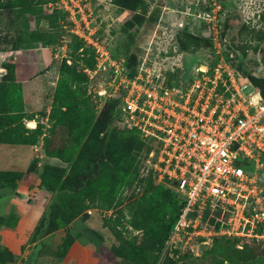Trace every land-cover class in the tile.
<instances>
[{
  "label": "rangeland",
  "instance_id": "obj_1",
  "mask_svg": "<svg viewBox=\"0 0 264 264\" xmlns=\"http://www.w3.org/2000/svg\"><path fill=\"white\" fill-rule=\"evenodd\" d=\"M135 1L138 7L134 11L114 3L113 0H81V3L87 4L90 9H86L85 12L93 13L92 24L112 46L114 54L118 57L125 55L133 63V72L143 74L151 72L155 76L180 82L195 76L200 66L207 65L213 68L218 63H223V67L229 71L239 70L244 78L262 80L264 88V67L260 68V57L263 63L264 60L262 52L255 49L258 44L264 48V32H253L254 28L264 31V0ZM36 4L33 8L35 16L20 8L0 10V80L10 74L9 65H14L13 75L22 85L25 93L24 118L18 119L15 130L23 142L0 140L1 158L5 160L3 163L5 168L0 166V169L23 172L32 169L37 179L33 185L36 189L31 187L33 190L28 196H24L17 206L27 209L38 208L43 210L44 215L46 209L53 205L49 210L52 224L64 226L66 216L62 209L64 210L66 204L72 205V201L77 203L75 189L81 181L88 182L97 177L102 178L101 182L106 188L110 186L105 164L107 161L102 162L101 157L111 134L121 125L122 120L113 108H109L110 101H106L105 97L101 96L100 91L104 86L101 84L108 83L107 79L110 75L104 73L94 86L88 83L87 94H85L87 103L83 101L80 107L95 115V122L101 130L103 139L102 147L92 156V159L85 156L88 158L87 162L80 172L78 170L74 172L78 173L75 180L64 182V177L54 196L52 192L42 188V174L48 165L61 166L66 170L65 173L69 174L72 164L66 161V158L72 155L77 145L76 141H72L61 150L64 157L56 155V150H53V155H49L45 150L46 138L55 124L52 110L55 105V91L62 63L68 58L80 69H84L87 66L90 67L94 57L91 51L83 52V47L80 50L77 49L80 38L73 32H77L80 26L81 29L85 27L81 14L72 16L63 7V0H37ZM45 13L54 20L53 25L48 18H41L38 21V18ZM34 27L48 31L46 33L50 43L49 47L43 51H36L37 43H30L32 44L30 46L28 42L21 40L24 32ZM214 32H224L228 46L234 50L240 48L242 54L234 57L231 51L219 52L214 47L209 48L207 44L214 38ZM191 34L200 37L202 44L197 48L185 49ZM84 47L87 45L84 44ZM30 49L34 52L32 55L27 52ZM228 75L226 71V76ZM63 110H66V107ZM38 123L42 125V133L38 142L35 143L36 132L29 126L35 125V128ZM68 123L71 124L67 121L66 126H71ZM10 131L11 128L4 129L3 136H0L9 137ZM59 136L60 134L57 138ZM66 140L63 139L62 142ZM58 141L55 142V147L60 149ZM135 153L141 158L146 157L145 150H134L133 154ZM77 155L78 152H75V158ZM95 155L98 156L95 158ZM143 172L141 176H145ZM141 176L135 177L130 186L125 185L120 189L117 197L120 201L118 207H113L109 211L99 209L94 213L96 223L93 230L103 233V235L92 233L103 244L101 251L98 252L99 264H103V258H105V264H138L116 253L115 249L120 245V241L105 225V219L119 218L120 226L128 238L134 239L135 236L141 235L140 231L129 224L132 200L155 185V183L151 184L150 177L142 179ZM155 182L157 183L156 180ZM38 187L45 191L42 194L47 197V200H43L41 194L38 195ZM18 194L16 189L9 187L5 189L0 186V224L11 226L17 222L19 213L13 199ZM85 195L87 196L88 193ZM68 199L69 202H67ZM79 200L82 204L88 203V196ZM103 228H106V231ZM33 232L28 233V238L20 246V252L15 253V263L22 260L21 264H24V260L32 253L41 250L40 247H35L31 240ZM105 232L108 236L104 235ZM4 236L0 234V241L4 239ZM10 237L14 240L20 239L17 235ZM62 241L60 235L49 237L43 252L47 251L54 255ZM242 243L240 246L233 239H217L213 244L201 245L200 255L190 251L175 259L176 262L169 264H264L263 244L251 241ZM6 248L8 247H0V252H3L2 255L7 258L8 252L3 251ZM163 260L164 256L161 257L159 264Z\"/></svg>",
  "mask_w": 264,
  "mask_h": 264
},
{
  "label": "built area",
  "instance_id": "obj_2",
  "mask_svg": "<svg viewBox=\"0 0 264 264\" xmlns=\"http://www.w3.org/2000/svg\"><path fill=\"white\" fill-rule=\"evenodd\" d=\"M63 1L72 16L82 15L85 27L73 33L96 54V68L84 70L91 79L99 71L110 74L101 96L116 100L117 110L150 145L143 173L152 171L158 184L184 198L163 256L200 255L201 245L219 238H238L240 246L243 241L264 244L262 88L223 63L200 66L180 82L135 73L127 56H116L92 24L87 4ZM221 34L212 38L219 52L227 51Z\"/></svg>",
  "mask_w": 264,
  "mask_h": 264
},
{
  "label": "trees",
  "instance_id": "obj_3",
  "mask_svg": "<svg viewBox=\"0 0 264 264\" xmlns=\"http://www.w3.org/2000/svg\"><path fill=\"white\" fill-rule=\"evenodd\" d=\"M114 3L130 10H136L138 4L135 0H113ZM37 0H0V10L4 8H20L30 12L35 16L33 8L36 7ZM44 13V12H43ZM48 18L51 25L54 20L46 13L38 18ZM38 23V22H37ZM48 31L40 30L38 27L30 28L24 32L21 40L33 43L36 41H42L45 44H49ZM253 32H264L263 29H253ZM224 41H227V36L222 32ZM189 42L185 46V49H191V47L197 48L202 44V39L193 34L189 35ZM264 38V37H263ZM82 39L77 43V49L80 50L83 47L84 51H91L93 53L94 61L90 64V68L95 69L97 60L96 54L93 48L87 46ZM227 44V42H226ZM209 48L213 47V39L207 44ZM235 48V47H234ZM257 51L262 52L264 60V48L258 44L255 46ZM82 51V50H81ZM227 51H231L236 55H241L240 48H231L227 44ZM261 59V57H260ZM70 59H66L61 66L60 76L57 81L55 91V105L53 107L55 124L50 129V135L46 138L45 150L49 155H53V150H56V155L64 157L61 150L68 146L72 141H76L77 145L74 148L72 155L66 158V161L72 164V168L67 175L66 170L58 165H48L42 174V188L53 193V196L57 192L62 180L73 181L76 179L77 174L74 172L85 166L88 156L92 159V156L97 153L99 148L103 145V139L101 138V130L98 124L95 122V115L89 111H85L80 108L83 101H86L85 94H87L88 83L96 82L99 77L103 76V71H99L95 77L90 78L87 71L80 69L75 62H70ZM262 61V59H261ZM129 64L132 67L133 63L129 60ZM10 74L4 76L0 80V135L3 136L4 129L11 128L10 136H0L1 141L7 142H23V139L16 133V124L18 119L24 118L25 112V93L22 85L16 80L14 74V65H9ZM256 85L262 88V80L249 78ZM109 108H113L120 116L122 123L115 128L111 134L108 144L105 146V152L102 154V162H105L108 169L110 186L108 188L102 184V178L94 177L88 182L81 181L75 191L77 203L72 201V205H64L63 213L66 216L64 223L66 225H53L49 218V210L52 206L46 209L44 215L41 217L37 224L32 236V242H36L35 247H40V251L32 253L31 256L24 260V264H36L37 257L45 248V243L42 239L48 234L64 228L66 235L61 242L58 251L54 252L56 257L63 258L70 250L72 244L76 240V236L70 229V223L77 217L82 216L86 218L89 216L88 209L97 207L103 210H111L113 207H118L119 200L117 199L119 191L125 185L130 186L135 177H140L142 171L145 168V159L141 158L137 153L133 154L134 150H145L146 154L150 150L149 143L143 139L139 130L126 121L125 117L117 110V101L113 100L109 102ZM66 107V110L63 108ZM61 112V113H60ZM65 121V123H63ZM70 121L71 126H66V122ZM42 125H38L33 128L36 132L34 139L35 143L38 142L40 133H42ZM64 128V129H63ZM63 129V130H62ZM62 130V131H61ZM60 136L57 138V136ZM60 139V141H58ZM63 139H67L62 142ZM58 141L60 149L55 147V142ZM75 152H78L75 158ZM145 154V155H146ZM98 155H95L96 158ZM144 177L151 178V184L155 183L149 190L142 195H138L132 200L131 217L129 224L135 230L141 232L140 236H135L134 239L128 238L124 234L123 228L120 226L119 218H106L105 225L110 228L115 237L120 241V245L116 246V253L119 256H124L131 259L134 263L138 264H159L160 259L164 254L167 242L174 230L175 224L179 218L181 209L184 204V198L176 190L170 188L164 184H158L155 182V176L152 171H148ZM37 179L33 175V170L30 171H18V170H1L0 169V186L17 188L19 184H25L30 187L36 183ZM88 203L80 202V198L87 197ZM71 201V197L69 196ZM69 199L67 202H69ZM215 221V220H213ZM3 223V222H1ZM16 223L10 227H14ZM220 226V223H218ZM221 239V238H219ZM233 239L240 242L238 238H226ZM261 244V243H260ZM264 245V244H263ZM3 251H7L9 257L2 255L0 252V262L7 264L15 261V253L6 248ZM186 254H183L184 256ZM181 256V257H182ZM170 255L164 256V260L161 264H169L176 262Z\"/></svg>",
  "mask_w": 264,
  "mask_h": 264
},
{
  "label": "crops",
  "instance_id": "obj_4",
  "mask_svg": "<svg viewBox=\"0 0 264 264\" xmlns=\"http://www.w3.org/2000/svg\"><path fill=\"white\" fill-rule=\"evenodd\" d=\"M37 46L35 47L36 51H43L49 47L48 44H43L42 41H36ZM30 43H28L29 45ZM42 44V45H39ZM32 46V44H30ZM34 48V47H33ZM27 52H30L32 55L34 52L33 50H27ZM59 78V77H58ZM58 81V80H57ZM35 125L29 126L31 128H34ZM2 144V143H1ZM3 145V144H2ZM1 145V146H2ZM5 161V160H4ZM4 161L1 158L0 153V165L1 167H4ZM8 187H5L7 189ZM10 188V187H9ZM33 189H36L35 187H32ZM30 186L25 184H19L17 188H11L16 189L19 194L15 196L13 199L14 204L17 206L20 204L22 198L24 196H28L30 192L33 190ZM38 195L41 194V197L43 200H47V197L42 194L45 193V191L41 188H39ZM18 215L19 218L17 219L16 225L14 227L6 226L5 224H0V234H4V239L2 238V241H0V247H8L11 249L14 253L20 252V246L22 245V242L25 241L26 238H28V233H32L37 224L39 223L41 217L43 216V210H39L38 208L34 209H27V208H21L17 206ZM100 208L92 207L88 209L89 216L86 218H83L82 216L77 217L74 221L70 223V229L73 232V234L76 236V240L72 244L70 250L63 258H58L56 255H52L51 253L45 251L40 253L37 257L36 264H99L100 263V257H99V251H101V248L103 247V244L101 243V240L98 239L96 236L92 235V233L96 232V234L101 235V231L93 230L95 217L94 213L96 211H99ZM103 210V209H102ZM77 227V229H76ZM106 227V226H105ZM106 228H103L104 231ZM11 235H17L20 236V239H12L10 237ZM54 235L59 236L63 239L66 235V231L64 228H60L47 236H45L42 241L46 244L49 237H53ZM103 235V233H102ZM107 235V232L104 234ZM104 236V237H105ZM4 243V245H1ZM37 241L34 242V245H36ZM31 245V244H30ZM25 256V255H23ZM28 258H26L27 260ZM105 258H103V264H105ZM17 261L9 262L7 264H21V262ZM0 264H3L0 262Z\"/></svg>",
  "mask_w": 264,
  "mask_h": 264
}]
</instances>
